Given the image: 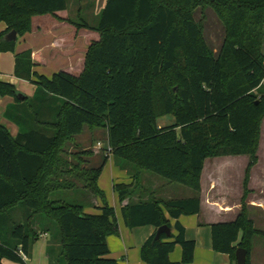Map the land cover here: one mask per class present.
<instances>
[{
  "label": "trees",
  "instance_id": "16d2710c",
  "mask_svg": "<svg viewBox=\"0 0 264 264\" xmlns=\"http://www.w3.org/2000/svg\"><path fill=\"white\" fill-rule=\"evenodd\" d=\"M67 6L68 0H0V22L6 24L0 53L15 52L16 40H5L9 32L23 36L32 30L34 16ZM209 8L225 30L217 53L195 16ZM77 26L100 34L78 77L65 70L38 74L26 50L15 52L14 74L32 81L35 94L22 100L17 87L0 78V97L15 98L5 117L19 126L13 137L0 125V264L5 258L26 262L23 254L29 258L33 244L49 232L43 218L57 224L54 238L64 264H120L108 257L107 240L119 233L118 218L98 184L109 156L93 167L85 165L91 149L66 150L85 127L105 129L109 152L137 167L136 180L150 170L198 192L209 157L247 154L241 213L211 228L216 251L237 264L236 251L244 247L250 264L253 239L264 235L246 203L264 119V0H107L96 25ZM162 116L175 122L160 125ZM78 183L102 198L98 214L86 213L83 203L51 199ZM132 186L115 183L121 201ZM200 210L199 196L151 198L131 202L122 215L130 228L167 224L177 231L160 239L158 230L151 235L142 245L144 262L183 264L193 262L196 242L187 239L178 219ZM166 211L177 220L174 225ZM179 244L183 255L175 262L170 253ZM57 245L47 247L51 259Z\"/></svg>",
  "mask_w": 264,
  "mask_h": 264
},
{
  "label": "crops",
  "instance_id": "0c3cea01",
  "mask_svg": "<svg viewBox=\"0 0 264 264\" xmlns=\"http://www.w3.org/2000/svg\"><path fill=\"white\" fill-rule=\"evenodd\" d=\"M72 2V4L70 3ZM78 0H68V6L66 9H61L55 13H46L45 15H37L32 19V30L23 36H18L15 41V52H22L26 50L32 51V59H34V70L41 75L53 76L54 73L65 70L78 77L85 68L86 53L89 46L93 43V40H99L100 34L96 30H89L86 28H80L77 26L78 21L71 17V6L74 7ZM107 0H104V5ZM6 29L5 22H0V31ZM15 52H2L0 53V78L3 81L10 82L17 87L19 91H22L28 97L31 98L35 94L36 85L31 81L20 78L14 74L15 70ZM49 69V71H46ZM15 98L6 95L0 97V103H2V115H0V125H4L10 131L13 137L17 136L19 132V126L17 123H13L5 117V111L9 104L14 103ZM89 128V127H88ZM86 129V127H85ZM84 129V130H85ZM90 138L87 142L84 141L83 132L76 136L75 141L70 143V152H76L78 149H91L93 153L87 157L86 166L92 165L95 161L102 159L105 152H102L101 140L95 138L94 130H91ZM108 154V153H106ZM108 160L114 156V153L108 154ZM235 156V155H224ZM221 156V157H224ZM72 156H70V159ZM210 158V157H209ZM214 158V157H211ZM205 168L201 176V190L198 192L191 187L194 192L179 190L177 192L164 193V186L161 185H143L142 176L144 172L140 173V186H132L133 192L125 200L121 201L118 197V193L114 188L115 183L134 184L135 178L133 174H129L124 171L126 176L122 177V182H114L113 184V198L114 195L119 200L120 213L116 210L118 218L119 233L108 237V246L110 247V254L108 257L117 259L120 264H147L141 258L142 245L147 239L153 235L157 230L151 225L143 226H127L124 216L122 215V208L129 205L131 202L138 203L141 201L150 200L156 198L158 200H175L178 198H192L193 196L201 197V210L194 215L182 214L179 217V221L186 229V237L189 240L196 242L195 257L191 263L183 264H235L231 256L227 253L218 252L214 249L212 244V223H225L226 221H233L241 213L242 198L237 201H232L228 194L220 185V181L205 182ZM207 171V170H206ZM130 176V180L128 181ZM126 179V181H124ZM216 180V178L213 177ZM99 181V180H98ZM138 181V180H137ZM137 184V182L135 183ZM183 184V183H182ZM142 185V186H141ZM252 179L250 181L249 189L251 192L248 194V211L250 218L254 221L255 227L264 231V225L259 227L256 224L253 211L259 210L264 215V199H255V190L251 187ZM83 186V185H82ZM79 185V187H82ZM104 190V189H103ZM244 192V186H243ZM89 195H87L88 197ZM93 197H95L93 195ZM115 197V198H116ZM97 199V197H95ZM116 201V200H115ZM84 204V203H83ZM85 205V212L90 214H98L93 208ZM90 205V204H89ZM100 204L97 200L94 201V205L99 210ZM165 214L169 217L171 223L174 225L176 219L172 218L166 211ZM262 217V215H260ZM264 221V218H262ZM173 233H177L173 229ZM48 233L43 234L42 237H48ZM47 239V242H48ZM183 255L182 245H177L175 250L170 253V259L175 262H180ZM250 264H264V235L258 234L253 239V248L250 255ZM48 260L51 258L48 255ZM63 262V261H62ZM48 264H51L50 262ZM64 264V262H63Z\"/></svg>",
  "mask_w": 264,
  "mask_h": 264
},
{
  "label": "rangeland",
  "instance_id": "374dc122",
  "mask_svg": "<svg viewBox=\"0 0 264 264\" xmlns=\"http://www.w3.org/2000/svg\"><path fill=\"white\" fill-rule=\"evenodd\" d=\"M72 4V2H70ZM104 0H78L76 5L74 7L71 6L70 10H72L71 17L78 21V23L81 22H87L90 25H96L101 17L103 8H104ZM196 19L198 21H202L205 25V37L208 39L211 47L213 48L214 52L217 53L224 40V26L221 21H219L218 17L216 16L215 12L212 9H206L204 11L198 10L196 12ZM262 52L264 54V43L262 45ZM46 71H49L47 69ZM2 103H0V115H2ZM175 122V118L173 116H162L159 117V124L160 125H168L173 124ZM261 136L259 141V150H258V162L256 166L251 171L250 179H252V185L251 187L255 190V199H264V119L261 123L260 127ZM91 131L88 127L84 130L83 139L87 142V139L90 138ZM95 138L101 140L102 142V152L111 154L108 150V136L107 132L103 128H96L93 133ZM66 150L68 153H70L71 150V144L67 143ZM67 155V153L65 154ZM68 156V155H67ZM71 156V155H69ZM249 161V156L247 154H240V156H224V157H214V158H208V161L206 163V170H205V177L204 181H220V185L223 189H225V192L228 194L230 199L232 201H237L241 199V194L243 193V186H244V176L245 171L247 167V163ZM102 163V159H99L92 163L93 167H97ZM103 171L99 177L98 184L99 186L104 189L105 192V200L108 201L110 206L115 208V211L120 213V204L117 197L114 195L113 198V183L114 182H122V177L126 176L124 171H127L129 174H133V177L135 178L134 174L137 171V167L132 162H128L122 158L114 157L112 156L104 165ZM216 178L215 179H213ZM130 180V176L128 181ZM126 181V179H124ZM142 183L143 185H161L166 184L164 186V193H170V192H177L180 189L185 191H191L194 192L192 189L188 188L181 182H172L165 178L162 175H159L155 172H152L150 170H146L142 176ZM251 181V180H250ZM134 182L137 184H133V186H140V180H134ZM78 185L82 186L80 183ZM142 186V185H141ZM250 187V183H249ZM87 195H89L87 197ZM116 197V198H115ZM249 197V195H248ZM51 199L57 200V201H69L72 203H84L87 204L88 207L93 208L95 212H99L97 207L90 206L91 204L94 205V201H98L100 204H103V200L100 197H93V194L87 190L86 188L78 187L76 189H66V190H60L57 192L52 193ZM116 200V201H115ZM247 207H248V200H246ZM90 204V205H89ZM253 211V215L256 219L257 226L261 227L264 225V221L262 218H264V215L261 211L254 209H251ZM262 215V217H260ZM45 220V224L49 226V239L47 237H40L39 240H37L32 247L31 256L26 260L25 263H17L14 261H11L7 258L2 259V264H48L49 262L51 264H63L62 261L59 259L58 254V245L55 241V236L58 237V229L57 224L53 220ZM53 237V238H52ZM48 239V242H47ZM56 246V253L54 252V256L52 257L51 261L48 260V246Z\"/></svg>",
  "mask_w": 264,
  "mask_h": 264
},
{
  "label": "water",
  "instance_id": "95a60500",
  "mask_svg": "<svg viewBox=\"0 0 264 264\" xmlns=\"http://www.w3.org/2000/svg\"><path fill=\"white\" fill-rule=\"evenodd\" d=\"M17 38H18V32L16 29H14L13 31L9 32L6 35L5 40L14 41V40H17ZM18 96L23 100L25 99L27 95L24 94L22 91L18 90ZM157 230L158 231H157L156 239H160L163 233H166L170 236L173 232V229L167 224H164L163 226L159 227ZM247 254H248V251L246 248L244 247L238 248L236 251V255H235V258L237 259V264H247V260H248Z\"/></svg>",
  "mask_w": 264,
  "mask_h": 264
},
{
  "label": "built area",
  "instance_id": "2783aa9c",
  "mask_svg": "<svg viewBox=\"0 0 264 264\" xmlns=\"http://www.w3.org/2000/svg\"><path fill=\"white\" fill-rule=\"evenodd\" d=\"M23 257H24V259H25V260H27V259H28V257H27L25 254H23Z\"/></svg>",
  "mask_w": 264,
  "mask_h": 264
}]
</instances>
